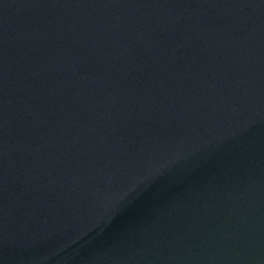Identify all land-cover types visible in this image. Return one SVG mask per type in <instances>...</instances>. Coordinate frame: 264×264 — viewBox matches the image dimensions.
Masks as SVG:
<instances>
[{"label": "water", "instance_id": "95a60500", "mask_svg": "<svg viewBox=\"0 0 264 264\" xmlns=\"http://www.w3.org/2000/svg\"><path fill=\"white\" fill-rule=\"evenodd\" d=\"M0 264H264V0H0Z\"/></svg>", "mask_w": 264, "mask_h": 264}]
</instances>
